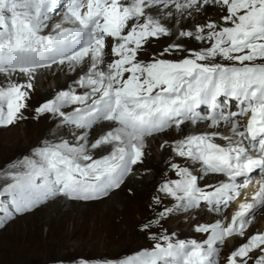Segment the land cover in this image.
Wrapping results in <instances>:
<instances>
[{
  "label": "snow or ice",
  "instance_id": "1",
  "mask_svg": "<svg viewBox=\"0 0 264 264\" xmlns=\"http://www.w3.org/2000/svg\"><path fill=\"white\" fill-rule=\"evenodd\" d=\"M201 16L205 22L193 28L171 26ZM185 39L200 47L177 42ZM54 66L82 74L36 108L34 118L51 114L82 129L81 143L45 141L0 169V225L56 196L102 199L143 163L149 137L204 123L209 131L161 144L189 164L171 163L179 179H166L153 203L167 197L175 206L142 230L204 205L219 217L194 226L206 239H178L165 230L151 234V249L97 264H222L225 242L244 238L264 211V0H0V128L27 119L37 75ZM103 122L111 127L89 142ZM105 147L107 154L94 155ZM209 175L225 179L201 186ZM253 183L251 195L240 199ZM238 199L229 219L224 213ZM250 261L264 264V233L249 236L223 264Z\"/></svg>",
  "mask_w": 264,
  "mask_h": 264
},
{
  "label": "bare ground",
  "instance_id": "2",
  "mask_svg": "<svg viewBox=\"0 0 264 264\" xmlns=\"http://www.w3.org/2000/svg\"><path fill=\"white\" fill-rule=\"evenodd\" d=\"M208 13L212 18L219 19V14L216 10L209 8ZM57 16L53 18L55 23ZM53 20L49 24V29ZM205 20L206 17L201 16L196 20L186 19L179 25L180 28H193L196 23H204ZM174 24L175 22L171 25L173 28ZM173 40H175V36L163 38L153 45L151 51L155 52L160 44L168 45ZM177 42L184 43L188 48L192 49L200 47L197 42L187 39ZM108 58L111 59V57ZM143 59L145 58L143 57ZM145 60L148 59L146 58ZM79 74H82L79 69L77 72H68L65 67L63 70L57 68L56 71L51 70L50 72L44 70L37 75L34 81V89L31 91V98L28 101L29 107L24 113L27 119L15 126L0 128V169L5 168L10 162L27 156V152H33L35 148L42 146L45 141L59 142L60 140H65L70 144H76L74 142L79 140V136L83 133L82 129H71L70 126L61 124L59 118L53 117L51 114H45L39 119L34 117L36 108L53 98L60 90L67 88ZM63 75H66L65 79L62 78ZM23 79L21 77L20 82H23ZM51 80L56 82L54 88L48 87ZM2 83H4V80L0 77V84ZM68 110L70 111L71 109ZM206 113L205 111L204 114ZM110 127L111 125L107 122L95 126L89 133V142L96 139ZM209 130L206 124L202 123L197 127L184 126L183 133H178L175 129L170 130L165 136L167 141L172 142L183 134ZM218 142L223 143V141ZM156 143L161 148L163 143L157 140ZM109 150V147H105L102 150H97L94 155L99 157L107 154ZM171 163H181L184 166L189 164L183 158L175 157L171 148H161L160 155H158L147 139L143 163L135 166L132 174L125 179L121 187L110 192L108 196L95 201H72L63 196H56L26 212L23 216L24 219H30L31 216L33 218L26 221L25 227L22 229L23 232L20 229L12 235L16 236L28 232L29 244L14 247L15 249H12L13 255L26 246L34 254L31 253L32 255H29L30 257L25 264H81L83 260H88L89 264H97V261L112 259L114 257L112 254L119 251L129 256L134 255L155 243L150 238L151 234L161 236L165 234V230L167 234H175V238L180 237L179 239H206V234L195 232L194 226L201 223L215 222L219 218L217 214L211 213L206 209H195L181 214L177 212L175 218L168 217L162 220V227H153L147 232L142 230V226L149 221H154L164 207L172 208L175 206V201L167 197L163 198L162 205L156 206L153 203L155 196L162 195L158 192V188L166 179H179L171 169ZM138 167H141V171L134 175L133 173ZM192 167L196 172L199 171L200 166L198 164ZM150 173L153 176L148 179L147 176ZM221 179L225 178L209 175L201 180L200 184L204 186L207 183H216ZM257 179H259L258 174ZM3 184L4 181L0 180V187ZM254 188L255 183L250 185V191H247L249 196L254 191ZM243 197L244 195L242 194L240 199H243ZM120 205H124L123 209L120 208ZM226 212L224 215H226ZM262 215H264V211H262ZM258 217L255 218L244 238L235 237L234 240L230 238L225 242L222 246L223 259L239 245L246 242L249 236L257 232ZM176 221L177 223L173 224ZM44 223L50 225L49 232H54V234L51 233L50 235L51 240H47V242L43 241L44 238H42L41 233V227L45 225ZM259 227L258 232L264 233V222H261ZM49 232L48 235L50 234ZM73 237L83 243L81 246L84 249L80 251L70 249L71 252L64 255L51 253L46 258L37 254L41 251L38 247L42 245V248L55 244L56 246L62 245L65 242L68 243ZM22 240L24 241V239ZM3 248L7 249L6 244L3 245ZM86 250L88 251L86 252ZM249 264H252V261Z\"/></svg>",
  "mask_w": 264,
  "mask_h": 264
},
{
  "label": "rangeland",
  "instance_id": "3",
  "mask_svg": "<svg viewBox=\"0 0 264 264\" xmlns=\"http://www.w3.org/2000/svg\"><path fill=\"white\" fill-rule=\"evenodd\" d=\"M60 18H61V16L60 15H58L57 16V19H56V22H58L59 20H60ZM51 23V22H50ZM55 23V20H53V22H52V24H54ZM194 23V22H193ZM175 31H178L179 29H180V25L179 24H174V28H173ZM167 45L166 44H160L159 46H158V48L156 49V51H160V50H162L164 47H166ZM155 51V52H156ZM145 59L147 58V59H149V57L148 56H145L144 57ZM168 58H170V59H175V57H168ZM56 67L54 66V68L52 69V70H54V71H56ZM46 71H48V72H50L51 70H46ZM65 76L66 75H63V79H65ZM56 82L55 81H53V80H51L50 82H49V86L48 87H55V84ZM205 112V111H204ZM204 112L202 111V114H204ZM73 127V128H72ZM75 128H77V127H74V126H71V129H75ZM170 131V130H169ZM168 131V132H169ZM68 132H70V131H68ZM167 133V132H166ZM166 133H162V134H159V135H157V136H153V137H149L148 138V142H149V144H150V146H152L154 149H155V151H156V153L158 154V155H160V152H161V148L157 145V143H156V140L157 141H160L161 143H163L165 140H167V138H166ZM74 143H76L75 145H77V144H79L80 143V141L79 140H75V142ZM27 156H31L32 155V151H29V152H27V154H26ZM140 171H141V167H138L136 170H135V172L133 173L134 175H137L138 173H140ZM153 175H152V173H150L149 174V176H147V178L148 179H150L151 177H152ZM211 176H215V175H211ZM250 187V186H249ZM249 187L246 189V191L243 193V195L244 196H249V193H247V191L249 190ZM250 191V190H249ZM248 191V192H249ZM251 193V192H250ZM251 195V194H250ZM60 199V198H59ZM240 201H238V200H236L233 204H231V206L226 210L227 212H226V217H228L229 219H230V215H232V213H233V211L236 209V207H237V203H239ZM236 205V206H235ZM123 207H124V205H120V208L121 209H123ZM234 207V208H233ZM200 209H206V210H208V208L206 207V206H204V205H202L201 206V208ZM180 214L181 213H183V212H179ZM24 214L25 213H23V214H18V215H16L14 218H12V219H10V220H8L7 222H5L3 225H0V264H7V263H9V264H25L26 262H27V260H28V258L30 257L29 255L32 253V250L30 249V248H27L26 246H24V247H26V248H20L21 249V251H18V253H16L15 255H13V251H12V249H15L14 247H19L20 245H28L29 244V238H28V232H24V233H22L21 235H16V236H13L12 234L13 233H15V232H18V230H22L24 227H25V224H26V221H28V220H31L33 217L31 216L30 217V219H24L23 218V216H24ZM176 214L177 213H175L174 215H171L170 216V218H175L176 217ZM135 216V215H134ZM209 216V215H208ZM259 216V217H258ZM257 217H258V219H257V222H259V223H257V225H258V230H259V226H260V224H261V222H264V215H262V212L258 215ZM210 217V216H209ZM200 221V220H199ZM175 223H177V221L176 222H174L173 224H175ZM45 224V225H44ZM44 224H42V225H44L43 227H41L42 228V230H41V233H42V238H44V242H47V240L48 241H50L51 240V233L52 234H54V232H49V228H50V225L49 224H46V223H44ZM186 228V227H185ZM249 230H250V228L248 229V231L247 232H249ZM258 230H257V232H258ZM193 231V230H192ZM21 232H23V230L21 231ZM20 232V233H21ZM48 232L50 233L49 235H48ZM49 236V237H48ZM22 237V238H21ZM45 237H46V239H45ZM58 238V237H57ZM180 237H178V239H179ZM235 238V237H234ZM234 238H231V240H234ZM22 239H24V241L22 240ZM28 239V240H27ZM183 239V238H182ZM20 240V241H19ZM198 240V239H197ZM42 241V242H43ZM76 241V242H75ZM19 242H20V244H19ZM6 244V246H7V249H4L3 248V245H5ZM83 243H81V242H79V240L78 239H74V237L68 242V243H66L65 242V244H60V245H57L56 246V244L55 245H50V246H48V247H46V248H42V246L41 247H38V248H40L41 249V251H40V253H37V254H39V255H42V257L43 258H46V256L47 255H49V254H51V253H54L55 255H64V254H67V253H69V252H71V250L72 249H76V251H80V250H82V249H84V248H82V245ZM72 246V247H71ZM152 244L148 247V248H146V249H151L152 248ZM56 247V248H55ZM80 247V248H79ZM66 248V249H65ZM56 249V250H55ZM71 249V250H70ZM85 249H88V248H85ZM11 250V251H10ZM46 250V251H45ZM53 250V251H52ZM7 251V252H6ZM51 251V252H50ZM88 250H86V252H87ZM21 252V253H20ZM26 252V253H25ZM4 253V254H3ZM10 255H9V254ZM21 255V256H18V255ZM24 254V255H23ZM32 254H34V253H32ZM31 254V255H32ZM17 255V256H16ZM28 255V256H27ZM112 255H114V257H112V260H116V259H122V258H125V257H128L129 255H127V254H125L124 252H121V251H119V252H115V253H113ZM17 257V258H16ZM20 258H22V259H20ZM17 259H18V261H17ZM25 259V260H24ZM5 260V261H4ZM14 260V261H13ZM224 259H223V256H222V258H221V261H223ZM20 261V262H19ZM223 264V263H222Z\"/></svg>",
  "mask_w": 264,
  "mask_h": 264
}]
</instances>
